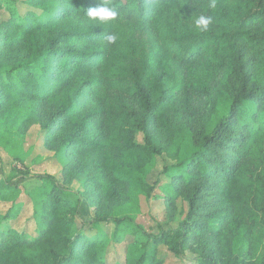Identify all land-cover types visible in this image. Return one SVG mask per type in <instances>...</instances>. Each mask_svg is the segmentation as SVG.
Instances as JSON below:
<instances>
[{"label":"trees","instance_id":"1","mask_svg":"<svg viewBox=\"0 0 264 264\" xmlns=\"http://www.w3.org/2000/svg\"><path fill=\"white\" fill-rule=\"evenodd\" d=\"M18 3L25 6L22 14ZM101 3L117 12L114 20L99 23L87 16L88 8ZM2 10L8 16L0 20V46L29 43L21 61L8 68L0 65V142L9 147L13 160L24 168L31 152L23 149L22 139L34 119V105L55 99L60 85H75L76 92L64 94L61 109L41 124L45 140L61 122L77 119L85 99L91 98L94 105L59 141L64 156L90 151L84 169L97 170L94 179L107 185V176H113L128 189L142 190L147 198L153 194L163 210L176 209L182 199L186 210L177 227L160 226L156 234L146 232L128 215L113 217L112 236L97 225L106 219L100 212L96 232L88 236L76 228L79 201L66 194L65 180L38 174L41 185L27 192L34 202L36 227V235L29 236L9 223L22 208L17 200L20 190L0 179V201L11 203L0 209V264H106L109 247L126 237L132 241L123 261L116 264H160L151 254H137L135 246L144 249L151 241L181 255L193 236L191 230L224 242L223 225L237 210L245 212L252 228V256L244 250L236 257L225 247L222 253L210 248L196 253L192 264H264V253L256 255L264 246V0H0ZM72 15L79 19L75 29L42 40L43 34ZM201 15L212 17L206 31L194 23ZM109 34L117 37L115 43L107 41ZM238 43L253 51V71L229 90L226 114L212 127L204 122L193 133L196 151L182 162L178 154L186 126L175 98L185 84L182 68L195 77L191 88L207 97V85L192 69V60L201 57L207 66L233 68ZM206 104L212 123L217 100ZM93 127L107 132L108 138L90 136ZM156 129L165 140L154 134ZM136 131L142 133L141 141L135 140ZM170 143H176L175 149ZM165 148L178 159L163 166L164 179L149 184L144 179L146 167ZM70 166L68 160L65 176ZM20 173H29L27 165ZM244 179L255 188L254 194L249 190V201L238 198L237 184ZM200 188L214 191L216 200L200 202ZM110 195L119 200L114 191Z\"/></svg>","mask_w":264,"mask_h":264},{"label":"rangeland","instance_id":"2","mask_svg":"<svg viewBox=\"0 0 264 264\" xmlns=\"http://www.w3.org/2000/svg\"><path fill=\"white\" fill-rule=\"evenodd\" d=\"M20 14L24 12L25 6L17 4ZM8 12L6 10L0 11V20L6 19ZM78 18L76 15L63 19L58 27L50 33L43 34V41L47 40L50 35H57L65 30H73L78 26ZM77 46L83 45L76 43ZM29 43L26 40H20L11 44L6 48L0 46V65L3 68H8L21 61L29 52ZM253 51L250 50L244 43L236 45V52L233 61V68L221 66H207L202 62V59L196 58L192 60V69L198 71V75L207 85L209 94L207 97L191 88V82L195 77H192L187 67L182 68L185 84L178 94L175 96L179 110L185 122L183 139L179 146V160L185 162L190 155L196 151L192 135L197 131L202 124H209L212 127L214 120L224 116L229 104L228 95L231 88H237L241 85L244 76L251 71L253 62ZM225 61V60H224ZM243 64L240 67V64ZM75 85L67 86L60 85L53 94L55 99H42L38 104H35V116L31 118L25 127L23 137V149L31 150L29 156L25 157V167L21 168L20 164L13 160L9 151V147L0 142V179L9 182L11 186L17 187L20 194L17 198L22 203V208L19 215L10 220L9 223L17 231L27 233L29 236L36 235L35 222L33 220L34 202L31 196L27 194L31 189L41 185V181L36 177L38 174H52L58 178L59 181L65 180L67 186L66 194L74 200H78V212L75 218L76 228L78 232H83L88 236H92L95 230L96 216L98 213H103L106 219L98 221L97 225L108 235L112 236L115 224L113 217L130 216L132 219L140 224L148 233L156 234L161 227H177L185 218L186 203L182 199L176 209L166 208L161 209L160 203L153 199V194L149 198L140 190H133L119 183L113 176H107L106 183L94 179L98 171L93 169H84V165L91 158L90 151H74L70 157L64 156V148L59 145L60 139L72 133L78 125L79 120L87 113V111L94 105L95 101L91 98H86L83 103L79 116L74 121H63L60 123V128L52 132L50 139L45 140V129L41 124L45 123L54 112L61 109L62 97L64 94L72 95L75 93ZM217 100L216 112L211 116L212 123H209L207 114L209 106H206L207 100ZM188 129V130H187ZM90 136L103 135L108 138L107 132L100 127H93L89 132ZM154 134L161 138L164 135L159 129L154 131ZM142 133L135 132V140L141 141ZM172 150L175 149L176 143H170ZM169 146V145H168ZM163 152L159 155H154L144 173V179L149 184H153L155 180L164 179L162 169L164 165H172L176 163L178 157L174 152ZM167 152V153H166ZM229 153V151H228ZM233 153V151H231ZM230 154V153H229ZM70 160L71 166L69 172L66 171V176L63 174L64 165ZM26 165L29 173L22 175L20 171L26 170ZM257 172L260 170L257 167ZM20 169V170H19ZM250 171H252L250 169ZM255 174V172H254ZM66 177V178H65ZM89 178V182H84V179ZM212 182V181H210ZM184 186V185H182ZM238 186V198L249 201L252 190L254 194V186L248 184V180L244 179ZM249 186V187H248ZM190 187V186H188ZM185 189L187 186H185ZM193 189V187H191ZM189 189V190H191ZM199 193L200 202H205L211 199L216 200V194L212 191L203 190L200 188ZM110 191L117 193L119 200L115 201L110 195ZM155 191L158 189L155 188ZM154 193V192H153ZM212 193V194H211ZM199 202V201H198ZM217 203V201H215ZM10 202L0 201V209L4 210L10 206ZM233 209V204L230 202ZM184 208V210H183ZM206 212V211H201ZM224 242L219 238L214 237L207 232H198L191 230L192 238L187 242L185 249L181 255H175L170 252L162 244H154L149 242L143 249L135 246L137 254L146 252L153 255L160 260V264H192L196 253L209 250L210 248L218 249L222 253L223 247L229 250L230 254L236 257H241L244 251L249 257L252 256V248L254 246V239L252 237V228L247 222L246 214L243 211L232 212L228 220L223 225ZM132 241L131 237H126L125 241L120 244H113L109 247L106 264H116L122 262L127 245ZM264 253V246L261 244L256 255L260 256Z\"/></svg>","mask_w":264,"mask_h":264},{"label":"clouds","instance_id":"3","mask_svg":"<svg viewBox=\"0 0 264 264\" xmlns=\"http://www.w3.org/2000/svg\"><path fill=\"white\" fill-rule=\"evenodd\" d=\"M210 7L214 8L215 4H211ZM86 14L90 19L96 20L99 23H106L108 21L114 20L117 16V12L111 6L105 3H101L97 7L88 8L86 10ZM211 21V16L201 15L194 21V23L198 30L206 31ZM106 39L109 43H115L117 37L115 35L109 34Z\"/></svg>","mask_w":264,"mask_h":264}]
</instances>
